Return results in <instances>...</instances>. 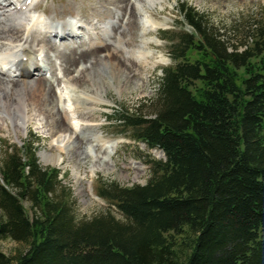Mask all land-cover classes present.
I'll return each mask as SVG.
<instances>
[{
	"label": "trees",
	"instance_id": "trees-1",
	"mask_svg": "<svg viewBox=\"0 0 264 264\" xmlns=\"http://www.w3.org/2000/svg\"><path fill=\"white\" fill-rule=\"evenodd\" d=\"M178 8L190 31L177 32L152 113L117 116L164 158L150 160L145 184H100L97 195L120 218L77 220L65 199L53 198L58 171L42 168L26 144L9 147L0 163V239L24 248L0 251V264H264V64L252 63L264 30L250 44V31L223 35L193 8ZM191 49L200 59H186Z\"/></svg>",
	"mask_w": 264,
	"mask_h": 264
},
{
	"label": "rangeland",
	"instance_id": "rangeland-1",
	"mask_svg": "<svg viewBox=\"0 0 264 264\" xmlns=\"http://www.w3.org/2000/svg\"><path fill=\"white\" fill-rule=\"evenodd\" d=\"M120 1L122 0H36L29 9L31 14L42 15L50 24L55 25V28L61 23L78 21L87 29L82 31L76 29L78 36L56 41L49 38V33L44 29L33 34L29 39L34 51H44L47 55L43 63L45 70L38 77L37 75L8 77L0 73V81L3 83L9 82L4 80L30 81L43 77L52 85L51 97L47 95V98L45 95L39 97L41 100L48 99L46 103L48 112L43 110L40 114L32 111L30 121L25 127L19 125L17 130L8 119L5 125L0 127V163L9 147L18 151H21L25 144L31 147L42 168L58 171L60 182L57 183L53 198L61 196L65 199L77 220L89 219L104 212H111L120 218V213L97 195L100 184L116 183L120 186L145 184L151 174L150 160L164 158L161 150L149 149L145 143L135 140L131 135V128L120 124L117 116L121 113L137 115L141 111L145 114L152 113L150 104L157 93L164 69L174 65L170 53L171 45L177 39V32L190 31V28L181 21L183 15L178 8L179 5L184 3L193 8L204 17V21L223 35H229L232 30L241 34L250 31L251 38L248 39L250 44L259 38V29L264 30V0H126V3ZM144 12L161 23L160 27L150 30L145 24ZM102 26L108 28L105 36H102ZM172 31L175 32L173 38L169 34ZM119 39L121 46L117 45ZM94 41L107 43L109 50H104L97 58H90L76 67L72 66L70 71L66 70L69 67V50L72 47L84 50L89 45H96L97 42L93 44ZM1 42L3 40L0 37V44ZM28 45L29 41L24 48ZM142 48L151 50L149 63L136 59L130 68L126 64L122 66L123 62L119 64L118 61L107 64L106 55L109 53L120 55L122 51L131 58L133 55L138 56L137 51ZM99 57L101 59L97 60ZM200 57L201 54L197 50L191 49L186 59L194 62ZM161 58L165 59L162 64H153ZM263 61L264 46L262 54L254 58L252 63L255 67H261ZM111 65L116 67L112 76L109 75L113 70ZM244 74L243 69L238 71L239 76ZM79 78L80 81L75 82L78 85L77 89L72 91L73 103L78 110L74 117L79 122V128L73 133L72 140L75 143L61 149L55 140L61 133L57 134V129L50 120L62 117V113L60 116L57 113L59 109L63 110L61 107L63 97L64 102L67 101L62 93L66 79L73 81ZM15 83H10V88ZM196 85L199 87L200 84ZM0 87L4 88L3 85ZM42 108L45 106L42 105ZM92 134L101 136L104 140L94 141L91 139ZM107 146L112 150L111 155ZM46 153L60 154L62 162L46 163L44 160ZM22 203L27 215L32 216L34 211L30 208L29 202L23 200ZM23 248L22 243L12 239H0V251L7 256L15 255Z\"/></svg>",
	"mask_w": 264,
	"mask_h": 264
},
{
	"label": "bare ground",
	"instance_id": "bare-ground-1",
	"mask_svg": "<svg viewBox=\"0 0 264 264\" xmlns=\"http://www.w3.org/2000/svg\"><path fill=\"white\" fill-rule=\"evenodd\" d=\"M35 1L36 0H0V37L3 40V42L0 44V73H3L5 76L11 77L13 75H37L38 77V75H40L41 72L45 70L43 68V63L44 59L47 58L46 53L44 51L35 52L29 39L38 31H42L43 29L47 30L49 33V38H51L53 41H56L78 36L79 34H77L76 29L80 31L87 29L84 24H81L78 21L69 22L68 24L61 23L57 25V28H55V25L50 24V22L42 15L31 14L29 9L31 6H33ZM125 1L126 0H122L120 3H126ZM144 14L145 16H143L145 17V24H147L150 30L160 27L161 23L152 19L149 15H147V13L144 12ZM107 29V27L102 26L101 31H103V33L106 32L104 35L102 33V36L107 34ZM28 41L29 45L24 48V46L28 44ZM80 44L78 45L80 46ZM93 44L96 45H89L86 49L84 48V50L72 47L68 52L70 59L69 67H66V70H69L72 68V66L76 67L79 64H82L90 58H97L101 52L104 50H109V45L107 43L103 44L102 42L100 43V41H94ZM121 44L122 43H120L119 39L117 45L121 46ZM122 51H124L123 47ZM122 51H120V55L114 52L106 55L107 64L118 61L119 64L123 62L122 66L126 64V66L130 68L136 59H141L142 61L144 60V63H149L148 57L152 55L151 50L146 48H142L141 50L137 51L138 56L136 55L135 57V55H133L131 58H128L126 55H124ZM99 59L101 58L99 57L97 60ZM164 60L165 59L163 58H161V60L157 59V61H154L153 64L161 63ZM128 62L129 64H127ZM111 67L113 70L110 71L109 75L112 76L115 74L114 71L116 70V67L114 65H111ZM12 72L16 74H12ZM82 73H84V71ZM35 80H4L6 82L9 81L7 83L0 81V85L4 86V88L0 87V127L5 125L6 119H8L12 122L15 130H17L19 129V125L25 127L30 121L32 111L39 112L40 114L43 113V110L48 112L46 104L48 103V99L41 100L39 97L44 95L45 98H47L46 95L51 97L52 85L47 79H44L43 77L38 79L36 78ZM11 81L16 82L12 85L13 87L11 86L12 88H10L9 84L14 82ZM79 81L80 78L73 81L66 79L65 88L63 90L64 92L62 93L63 96L66 97L67 101L65 103V98L60 95V97H63V101H61V107L63 110L61 111L59 109L57 113L59 116L62 113V117H58L56 120H50L52 121L53 127L57 129V134L61 133V135H58V138L55 137L57 138L55 140L58 142V146H60L61 149H63L64 146L70 147L75 143V141L72 140L73 133H76L77 129L79 128V122L74 117L78 110L73 103L72 97V91L78 87L75 82L78 83ZM53 93L55 92L53 91ZM57 94L59 95V93ZM40 102L44 103L40 104ZM42 105L45 106L46 109H43ZM91 139L94 141L104 140L98 135H93ZM107 149H109L108 146ZM87 150H89V148H87ZM111 152L112 150L108 151L110 155ZM61 157L62 156L60 154H44V160L46 163L60 164L62 162ZM103 158H105V156H103Z\"/></svg>",
	"mask_w": 264,
	"mask_h": 264
}]
</instances>
